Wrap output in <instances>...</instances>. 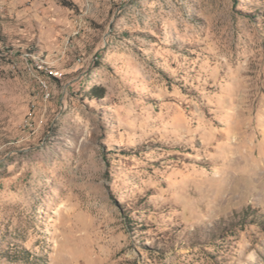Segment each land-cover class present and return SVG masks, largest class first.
I'll list each match as a JSON object with an SVG mask.
<instances>
[{
  "label": "rangeland",
  "instance_id": "rangeland-1",
  "mask_svg": "<svg viewBox=\"0 0 264 264\" xmlns=\"http://www.w3.org/2000/svg\"><path fill=\"white\" fill-rule=\"evenodd\" d=\"M65 1L0 0V264H264V0Z\"/></svg>",
  "mask_w": 264,
  "mask_h": 264
},
{
  "label": "trees",
  "instance_id": "trees-1",
  "mask_svg": "<svg viewBox=\"0 0 264 264\" xmlns=\"http://www.w3.org/2000/svg\"><path fill=\"white\" fill-rule=\"evenodd\" d=\"M61 2H62V5L65 6V7H72V4H71L70 2H66L65 0H61ZM96 91H98L97 88H91V89H90V93H91L92 95H95ZM93 97H94V96H93Z\"/></svg>",
  "mask_w": 264,
  "mask_h": 264
}]
</instances>
